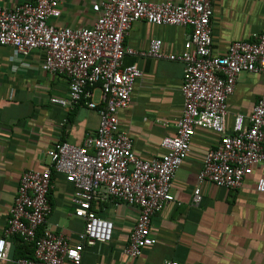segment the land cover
Returning a JSON list of instances; mask_svg holds the SVG:
<instances>
[{
  "label": "built area",
  "instance_id": "1",
  "mask_svg": "<svg viewBox=\"0 0 264 264\" xmlns=\"http://www.w3.org/2000/svg\"><path fill=\"white\" fill-rule=\"evenodd\" d=\"M60 1L21 0L12 9L0 6V46L12 47L24 57L42 51L41 70L68 82L67 96L53 97L50 103L60 107L84 104L97 113L98 126L81 146L54 143L47 151L49 166L43 171L21 174L0 234V262L8 258L9 239L19 238L33 245V253L32 258H18L14 264H81L84 247L112 239L113 223L93 210V205L107 200L137 208L122 249L126 257L137 258L156 243L152 219L174 201L172 181L188 156L196 129L219 136L217 146L203 160L198 184L206 181L218 188L238 189L264 160V91L249 115L237 114L229 128L225 124L227 100L237 77L243 73L264 77V30L249 41L232 42L224 55L216 56L211 46L214 0H102L91 6L96 15L93 25L82 29L51 22L60 17ZM138 21L189 27L191 33L181 54L166 56L159 39H152L147 51L137 52L124 46V38ZM126 55L184 64L181 117L175 134L161 140L163 155L150 161L137 158L134 140L119 130L117 114L128 108L134 83L142 76L136 65H123ZM93 91L98 93L97 100ZM54 175L62 176L73 188L72 215L83 222L75 244L46 226ZM256 191L264 193V179L257 180ZM200 201L196 187L191 204L195 207Z\"/></svg>",
  "mask_w": 264,
  "mask_h": 264
},
{
  "label": "crops",
  "instance_id": "2",
  "mask_svg": "<svg viewBox=\"0 0 264 264\" xmlns=\"http://www.w3.org/2000/svg\"><path fill=\"white\" fill-rule=\"evenodd\" d=\"M100 1L61 0L60 17L51 22L72 29L90 28L96 19L91 6ZM20 2L0 0V6L12 9ZM211 29L212 53L224 55L232 42L249 41L264 30V0H214ZM190 33L189 27L138 21L124 38V46L144 52L152 39H159L166 56L178 55ZM42 61V51L24 57L12 47L0 46V234L21 174L43 171L49 166L47 151L54 143L81 146L98 126L97 113L84 104L60 107L50 103L53 97L67 96L68 82L65 77L43 72ZM122 61L124 66L136 65L142 76L134 83L128 108L117 114L119 130L134 140V155L150 161L163 155L161 140L175 134L181 117L184 64L129 55ZM263 91L262 75L243 73L237 77L227 100V128L235 115L250 114ZM92 93L97 100L98 93ZM218 141L216 133L196 129L188 156L172 181L174 201L152 219L156 243L143 249L139 257L128 258L122 251L137 208L113 200L93 205L99 217L113 223V235L108 243L84 247L81 264H264V193L256 191L257 180L264 179V160L253 167L238 189L226 190L206 181L198 184L203 160ZM52 180L46 226L75 244L83 222L72 215L73 188L62 176L54 175ZM196 187L201 201L194 207L191 199ZM9 242L8 258L0 264H14L20 256L16 239Z\"/></svg>",
  "mask_w": 264,
  "mask_h": 264
},
{
  "label": "trees",
  "instance_id": "3",
  "mask_svg": "<svg viewBox=\"0 0 264 264\" xmlns=\"http://www.w3.org/2000/svg\"><path fill=\"white\" fill-rule=\"evenodd\" d=\"M15 239L19 243V246L17 248L20 251V256L18 258H32L33 245L31 243L23 242L19 238Z\"/></svg>",
  "mask_w": 264,
  "mask_h": 264
}]
</instances>
